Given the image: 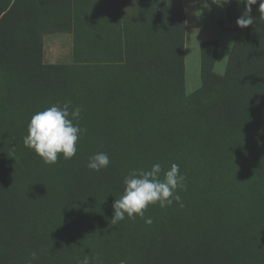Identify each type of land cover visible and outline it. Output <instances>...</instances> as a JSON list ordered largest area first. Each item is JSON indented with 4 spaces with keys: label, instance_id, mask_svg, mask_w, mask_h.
Masks as SVG:
<instances>
[{
    "label": "rangeland",
    "instance_id": "1",
    "mask_svg": "<svg viewBox=\"0 0 264 264\" xmlns=\"http://www.w3.org/2000/svg\"><path fill=\"white\" fill-rule=\"evenodd\" d=\"M251 8L241 28L237 0H0V264L172 262L194 239L224 264H264V20ZM68 101L86 131L74 157L45 164L28 123ZM155 163L179 165L183 207L112 225L125 176Z\"/></svg>",
    "mask_w": 264,
    "mask_h": 264
},
{
    "label": "clouds",
    "instance_id": "2",
    "mask_svg": "<svg viewBox=\"0 0 264 264\" xmlns=\"http://www.w3.org/2000/svg\"><path fill=\"white\" fill-rule=\"evenodd\" d=\"M215 3H229L230 0H214ZM237 3L245 5V11L237 18L236 24L241 28L253 25L255 17L250 15L251 6L257 4V0H237ZM259 18L264 20V0H259ZM225 57V56H224ZM71 109V111H70ZM80 107L72 108L71 101L62 106L59 103L52 104L43 111L34 113L27 126V135L23 139L25 147L33 149L43 159L45 164H55L58 155L63 154L64 159H71L77 153V142L86 131L82 129L78 121L81 117ZM110 160L106 152H96L88 158L87 167L99 172L109 166ZM163 176L161 178V174ZM124 193L113 204L114 215L112 225H118L119 221L139 216L145 219V223L151 224L152 219L145 217V210L149 205L159 204L161 208L171 206L177 202L183 207L181 196L177 189L186 190L185 176L180 173L179 165L172 163L168 170H163L160 163H155L150 169H132L125 176ZM35 256V253H33ZM77 264H90L89 258L78 260Z\"/></svg>",
    "mask_w": 264,
    "mask_h": 264
},
{
    "label": "trees",
    "instance_id": "3",
    "mask_svg": "<svg viewBox=\"0 0 264 264\" xmlns=\"http://www.w3.org/2000/svg\"><path fill=\"white\" fill-rule=\"evenodd\" d=\"M259 0H257V4H254L253 7L257 16H260L261 13L259 11ZM167 240H161V246L166 247ZM201 240L194 239L192 245L181 246L175 249V254L177 255L176 260L169 261H155V264H224L222 256L220 254H207L202 253L200 250Z\"/></svg>",
    "mask_w": 264,
    "mask_h": 264
},
{
    "label": "crops",
    "instance_id": "4",
    "mask_svg": "<svg viewBox=\"0 0 264 264\" xmlns=\"http://www.w3.org/2000/svg\"><path fill=\"white\" fill-rule=\"evenodd\" d=\"M65 36L70 38V36H67V35H65Z\"/></svg>",
    "mask_w": 264,
    "mask_h": 264
}]
</instances>
